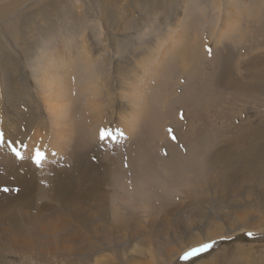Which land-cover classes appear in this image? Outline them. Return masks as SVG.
I'll use <instances>...</instances> for the list:
<instances>
[{
    "label": "rangeland",
    "instance_id": "obj_1",
    "mask_svg": "<svg viewBox=\"0 0 264 264\" xmlns=\"http://www.w3.org/2000/svg\"><path fill=\"white\" fill-rule=\"evenodd\" d=\"M162 1L164 9L154 15L147 12L146 0H0V126L7 115L18 120L27 106L33 115L30 106L39 105L29 118L42 120L40 125L33 123L30 139L22 135L15 138L20 146L16 141L13 145L24 159L32 160L36 148L45 152L52 137L49 125L54 126L50 116L62 108L58 114L65 118L70 139H76L69 130L72 123L74 129L82 126V133L90 128L82 134V148L90 144L106 159L116 158L98 188L106 193L108 204L97 207L99 203L87 202L94 208L85 209L91 213L100 208L105 213L94 214L92 225L82 226V233L70 226L78 233L68 243L69 250L46 260L36 250L33 254L5 245L0 249V264H94L98 258L102 264H264V188L260 185L264 153L244 154L245 162L236 154L226 168H214L215 153L227 138L244 126L264 125V92L246 90L242 96L239 88L225 89L220 83L222 78L252 83L256 71L264 77V0ZM189 51L201 52L200 58L190 59ZM55 71L66 80L60 88L66 94L60 97L54 90L56 81L50 79L51 73L57 75ZM132 97L140 101L136 108ZM184 104L192 106V118ZM143 107L156 119L138 115ZM100 116L107 124L93 131ZM191 119L199 125L198 139L182 134ZM131 125L133 131H127ZM159 126L166 135L157 134L162 131ZM20 129L24 131L25 125L13 132ZM102 129L112 135L100 140ZM44 132L48 136L43 147L38 143ZM53 160L44 161L47 170L35 164L32 168L40 183L38 194L47 202L52 199L42 183L51 185L54 167L70 164L65 157ZM223 172L232 173L234 179L216 187L208 183L210 175L224 179ZM201 195L207 201L196 203ZM216 231L217 236L207 239ZM25 240L31 241L28 236ZM213 241L207 251L183 259L185 252ZM135 244L144 253H134Z\"/></svg>",
    "mask_w": 264,
    "mask_h": 264
},
{
    "label": "bare ground",
    "instance_id": "obj_2",
    "mask_svg": "<svg viewBox=\"0 0 264 264\" xmlns=\"http://www.w3.org/2000/svg\"><path fill=\"white\" fill-rule=\"evenodd\" d=\"M98 1H102V0H98ZM103 2H105V1H103ZM146 3L148 5L147 12H153L154 15H157L158 13L161 12V10L164 9V7H163L164 2L162 0H153V4H149V1L146 0ZM99 13L102 16L101 18L103 20V17L105 16L104 10L99 11ZM116 24H117L116 21L112 23L113 29L110 30V28H109L110 32L115 29ZM49 26H50V24H49ZM81 36H82V34H81ZM63 37H65V36L63 35ZM83 38L87 39L85 36H83ZM258 40H259V38H258ZM64 41H65V39L63 40V42ZM251 41L252 40H250V42ZM217 43H222V42H221V40L217 39ZM85 44H87V41L85 42ZM86 48H87V46H86ZM215 49H217V45L215 46ZM218 49H220V48H218ZM88 50H87V54L89 53ZM221 53L224 54L223 57H226V54L223 53L222 50H221ZM58 54H63V51H58ZM200 55H201V52H199V53L195 52L194 53L192 51L191 52L189 51V53H188L189 58L193 59V60H195V58L198 60L200 58ZM184 56H186V54L182 55V57H184ZM80 57H82V56H80ZM257 59H259V56H257ZM256 60H255V63H256ZM254 66H255V68L257 67L255 64H254ZM59 67H61V66L59 65ZM54 68L56 69V67H54ZM238 68H240V67H238ZM254 71H253V73H254ZM55 72L57 75H54L53 73H51L50 79H54L56 81V85L54 87V90L56 91V94H58L60 97V94L64 91H66V89L65 90L63 89L64 91L60 89V88H64L63 81L65 80V78H63V75H64L63 73H61V72L57 73V71H55ZM256 73H258V72L256 71L255 74H253V76L256 78V81L253 80L254 82H252V83L251 82L246 83L245 80L241 81V80H237V79L234 81H231V82H225L224 78L221 79L220 83H222L221 85L225 89H227V88L238 89L239 88L240 91H242V94H243L242 96L246 95V90L254 91V92H259V91L264 92V77H262V74L259 73V75H258ZM226 77H228V76L226 75ZM65 85L68 86L67 83ZM13 87L16 88L15 89L16 92L20 93L19 88H17L16 85L14 86V84H13ZM77 90H78V88H77ZM63 97H64V95H63ZM133 98H135V97H132V99ZM1 100H2V98H1ZM71 100H73V99L71 98ZM207 102L210 103L211 99L208 98ZM132 103L134 104L135 108L140 105L139 99H133L131 101V104ZM252 103H253L252 105H255L254 101H252ZM65 105H64V107H65ZM71 105L72 104L69 103V105H67V108H69V106H71ZM78 105H80V104H78ZM184 105H186V104H184ZM37 106H38L37 108L30 106V109L32 110L33 115L29 112V109L27 106L25 108L24 115L22 112V114H21L22 117H20L18 120L14 117L15 115L12 117L7 115L3 119L4 123L2 121V126H0V134H2V136H3V141L0 142V249L1 248L3 249L5 245H8V246L13 247L14 249L18 248V250H20V251L21 250L22 251L29 250L31 252H34L33 254H35V250H36L37 255H39V254L41 256L46 255V257H47L46 260H52L49 257L58 256L59 251L60 252H66L67 250H69L70 247H69V249L67 247L68 243L70 242V240H74L77 238V234H75V233H78V231L77 230L73 231L70 228V226L75 225V226L79 227V230L82 233V226H84V228H85V226H88L90 223L92 225L93 219H94V216H93L94 214L100 217L101 215H103L105 213L104 212L105 210H102L100 208L99 209L102 211H98L99 209L97 207L108 204L107 195H106V193H101L100 191H98V188L101 186V184H103L106 181L108 175L112 172L111 165H112L113 161L114 162L116 161V158L115 157L113 158L111 156V158L106 159V157L101 155V153L99 152V149L97 147L88 146L90 144L85 145V147H89L91 149H84L85 147L82 148L83 145L85 144L84 142H82V134H84V136H85L87 131L91 132L90 128H85V130L82 133V126L81 127L80 126L75 127V129H74L75 125L72 123L74 126L71 124L69 126L70 127L69 130L72 132L73 137H75L76 139H73V140L70 139L68 132H66V129L64 127L65 118H62V116L58 114V111L61 110L62 108L59 110L58 109L55 110L56 113L54 112L55 114H52L50 116L51 117L50 123H53L54 126L52 127V125L51 126L49 125L50 131H52L51 132L52 137L50 136L51 139H50L49 147L46 148L47 147V146H45L46 143L44 145V141H43L47 138L48 132H44L41 134L42 137H41L38 145L42 144L43 147L45 146V152H44L45 153V159L43 160V162L44 161H52V159L56 160V158L59 159V158L65 157V158L69 159V161H70L69 165L70 166L68 165V167L65 166L64 168L54 167L55 169L53 170V172H54L53 176L54 175L55 176L51 177L52 179H54V182L51 185H49L46 182V180H44L45 182L42 183V186L44 187L45 193L47 194V196L49 198L52 199V201L47 202L46 200H43L38 194L39 179L36 177V173H35L36 171H33V169H34L33 164L34 163L30 159H24V158L19 159V158H17L12 151V148L16 146V144H15V146L13 145V141L14 142L16 141L15 138H17V137L21 138L22 135L26 136L27 139L30 137L29 135H30V132L32 130L33 123L36 126L37 119H33V118H29V117L30 116L34 117L35 112L39 111L40 107H39V105H37ZM189 108H192V106L188 104V106L187 105L185 106L184 110H185V113L187 114V116H189V118L190 117L192 118V116L190 114L191 109L189 110ZM67 111H71V110H67ZM130 111H131V109H130ZM144 111H145V107H143L142 111L139 112L138 115L144 114L147 117V119H149L151 121L153 119L151 113L144 112ZM100 112H101V110H100ZM50 117H49V119H50ZM125 118H124V120H125ZM20 119H22V120H20ZM59 119H60V121H58L56 123L55 121L59 120ZM155 119H153V120H155ZM104 120L105 119L102 116H100L99 120H97V123L95 124L96 126H94V127L92 126L93 127L92 130L95 131V127H97V129H98L99 126H101L105 123L107 124V122H104ZM38 121L39 122L37 124L40 125V122H42V120H38ZM121 121H123V120H121ZM194 121L195 120L191 119L190 120L191 125L189 124L187 126V128H185V132L182 133V134H186V136H188V137L190 136L189 137L190 139L191 138L198 139L199 134L201 133L200 129H198L199 125L196 124L194 126V123H193ZM27 122H28V124L26 125ZM125 122H126V123H124L125 126H130L127 123V121H125ZM156 122H157V120H156ZM21 123H22L23 127L25 125V130L22 131V129H20L16 133L13 132V129L17 130L18 128H20ZM31 123H32V126H31ZM153 124L156 125L155 123H153ZM4 125H6L7 128H5ZM42 125H44L45 128L48 127V124L44 121H43ZM122 125H123V123H122ZM156 127H157V125H156ZM132 128L133 127L131 125V127L127 128V131H133ZM160 128L162 129V131L158 130L157 134L160 133L161 135H166L165 132L163 133L164 128L163 127H160ZM119 129H120V127H119ZM122 129H123V127H122ZM153 129H155V128H153ZM157 129H158V127H157ZM147 130H149V128H147ZM70 131H69V133H70ZM152 132L155 133L154 130ZM194 132H196L197 135H194ZM226 132L224 131L223 134L226 135L227 134ZM23 133H25V134H23ZM127 133L128 132H126V136H128ZM33 134H34V132L32 131V133H31L32 137H33ZM152 137H153V135H152ZM165 138H167V137H165ZM163 140H165V139H163ZM185 140H186V138H185ZM194 142L196 143V141H194ZM16 143H17V141H16ZM167 143H168V145L170 144L169 142H167ZM243 143H244V146H243ZM17 145L20 146L19 143H17ZM192 146H193V144H192ZM192 146H190V147H192ZM15 148L18 150L20 149L18 147H15ZM195 149H194V151L196 152ZM92 151L97 152L98 157H96V155L93 154ZM194 151L192 150L191 152H194ZM254 152L264 153V125H260L257 127H247V128H245V126H244V128L241 131H238L237 134H234L232 137L227 138L225 140V144H223L221 146V149L217 153H215L216 155H215L214 159H216L217 161L216 160L214 161L215 162L214 168H216V169L224 168V166L227 165V163H229L231 160L232 161L234 160L233 159L234 156L241 154L238 156V159H239L240 156H243L244 154H250V153H254ZM224 153H227V155H224ZM55 160H53V161H55ZM242 161H244V156L242 157ZM43 162H42L41 168L43 167L45 170H47L45 168L46 167L45 164L48 162H44V164H43ZM20 168H22V169H20ZM225 168H226V166H225ZM44 169H40V171H42V173H43ZM109 170H111V171H109ZM235 170H237V167H235L234 172H235ZM239 171L240 170H238V172ZM223 173L225 175L224 179L219 181L218 179L220 178V176H213L212 177L210 175V178L208 179V183L211 186L216 187V186H218V183L223 182L224 184H226V182L230 183L232 181V179H234L233 178L234 175H232V173H227V172H223ZM236 173H237V171H236ZM49 175H51V174L49 173ZM47 179H48V177H47ZM253 182H254L253 180H250V183H253ZM45 183H47V185ZM260 185L262 188H264V182L260 183ZM4 189H8V191H4ZM202 196L203 195H201L200 197H202ZM195 200H196V203L197 202L203 203V202L207 201V197L204 196L201 199L199 197H197V198H195ZM87 202H90L92 204L99 203L97 205H94V206H97L95 208L98 210H95L91 213H86L85 209L88 205ZM89 207L94 208L93 206H89ZM157 207H159V206H157ZM157 207H155V208H157ZM166 207H168V206H166ZM161 210L162 209L160 207L159 212ZM166 210H167V208H166ZM166 210H165V212L167 214ZM153 212H155L154 209H153ZM162 212H164V211H161V213ZM169 228H171V227H169ZM217 235H218L217 231L212 232L208 235L207 239L213 238ZM27 236L29 239H31V241L25 240ZM51 238L54 239V241L51 240ZM203 241L204 240H202V239L199 241H192L187 247L195 246V245H197ZM53 243H54V246H53ZM132 250L134 251V253H144L143 247L139 244H135ZM178 252L181 253V250H179ZM175 254H177V253H175ZM40 255H39V257H40ZM176 256H178V254ZM40 258L43 259V257H40ZM152 259H153V257H152ZM26 260H28V259H26ZM29 260H33V259H29ZM38 260H40V259L38 258L37 261ZM31 262L33 263V261H31ZM98 262H99V264L100 263L102 264V261L99 258L97 260H95L94 264H98ZM103 262H105V261H103ZM140 263H138V264H140ZM130 264H133V262H131ZM134 264H136V263H134ZM151 264H156V263H151Z\"/></svg>",
    "mask_w": 264,
    "mask_h": 264
},
{
    "label": "snow or ice",
    "instance_id": "obj_3",
    "mask_svg": "<svg viewBox=\"0 0 264 264\" xmlns=\"http://www.w3.org/2000/svg\"><path fill=\"white\" fill-rule=\"evenodd\" d=\"M112 133H110L107 130H100L99 133V139L100 140H104L106 137L111 136ZM122 135V133H121ZM3 141V136L2 134H0V142ZM22 147H26V145L22 146ZM12 151L14 153V155L19 158V159H23V155L21 153L20 150L16 149L15 147L12 148ZM32 162L37 166H41L43 160L45 159V153L42 152L39 148L34 149L33 154L31 156ZM4 191H8V189H4ZM249 236L253 235L252 233H248ZM213 242H209V243H204L201 244L198 247H194L192 249H190L189 251L185 252L183 255V259H189L192 256L198 255L201 252L207 251L209 248H211L213 246Z\"/></svg>",
    "mask_w": 264,
    "mask_h": 264
},
{
    "label": "crops",
    "instance_id": "obj_4",
    "mask_svg": "<svg viewBox=\"0 0 264 264\" xmlns=\"http://www.w3.org/2000/svg\"><path fill=\"white\" fill-rule=\"evenodd\" d=\"M107 255L109 256L110 254H109V253H107ZM107 255H106V257H107Z\"/></svg>",
    "mask_w": 264,
    "mask_h": 264
}]
</instances>
